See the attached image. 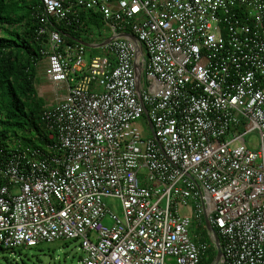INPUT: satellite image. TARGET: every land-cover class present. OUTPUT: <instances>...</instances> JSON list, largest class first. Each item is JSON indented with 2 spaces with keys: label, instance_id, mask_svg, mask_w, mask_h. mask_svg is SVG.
<instances>
[{
  "label": "built area",
  "instance_id": "built-area-1",
  "mask_svg": "<svg viewBox=\"0 0 264 264\" xmlns=\"http://www.w3.org/2000/svg\"><path fill=\"white\" fill-rule=\"evenodd\" d=\"M83 11L114 36L101 54L56 29ZM37 18L52 142L0 146V254L62 239L81 264H200L205 214L217 264H264V0H41Z\"/></svg>",
  "mask_w": 264,
  "mask_h": 264
},
{
  "label": "trees",
  "instance_id": "trees-1",
  "mask_svg": "<svg viewBox=\"0 0 264 264\" xmlns=\"http://www.w3.org/2000/svg\"><path fill=\"white\" fill-rule=\"evenodd\" d=\"M41 0H0V146L44 147L52 140L41 119L46 100L36 89V67L42 59L45 38L37 35V13ZM81 24L56 25L66 42L82 39L81 28L88 30L103 23L100 14L81 12ZM108 37V36H107ZM106 39L103 38L100 41ZM205 236V232H203ZM210 250L200 264L215 257Z\"/></svg>",
  "mask_w": 264,
  "mask_h": 264
},
{
  "label": "rangeland",
  "instance_id": "rangeland-1",
  "mask_svg": "<svg viewBox=\"0 0 264 264\" xmlns=\"http://www.w3.org/2000/svg\"><path fill=\"white\" fill-rule=\"evenodd\" d=\"M109 36V35H108ZM92 54H101L102 49L100 48H90ZM89 52V51H88ZM39 66L36 67V81L39 82ZM50 90L52 88L46 87L42 91H37L38 95L49 101H56V95ZM58 97L63 93V91H58ZM134 126L140 128L143 135H148L146 131V123L142 119L139 122H135ZM249 142L254 145L257 141V134L251 133L248 135ZM145 170H143L144 172ZM104 202L111 209L117 210L119 207V201L117 199L105 198ZM191 208L181 207L179 209L180 215L191 216ZM200 230H204L203 226ZM94 233H91V239H94ZM80 245L77 240H54L52 242H44L35 246H21L15 248L12 251H7L5 255L0 254V264H81L80 258L82 257V252L79 249ZM167 264H175V259L171 257L166 259ZM211 264V263H210Z\"/></svg>",
  "mask_w": 264,
  "mask_h": 264
},
{
  "label": "water",
  "instance_id": "water-1",
  "mask_svg": "<svg viewBox=\"0 0 264 264\" xmlns=\"http://www.w3.org/2000/svg\"><path fill=\"white\" fill-rule=\"evenodd\" d=\"M118 36L127 38L129 40H131L133 42V44L135 45L136 48V55L134 58V66L136 69V84H137V90L139 91L140 88V83H141V72H142V68H141V58H143V52H142V46L141 43L138 41L137 37L131 33L128 32H121L120 34H118ZM114 38L113 35H111L110 37L106 38L104 41L100 42L97 46L98 47H102L104 46L106 43L110 42L112 39ZM75 41L83 44L84 46H89V44L85 41H82L80 39H74ZM144 115L147 118L148 124L150 125V120L148 119L147 113L144 110ZM204 222H205V228L206 231L212 234L213 237V242H214V246L216 249V254L214 257V260L211 262V264H217L221 255H222V250H221V244H220V238L217 234V232L213 229V227L210 225L207 215L204 214Z\"/></svg>",
  "mask_w": 264,
  "mask_h": 264
},
{
  "label": "crops",
  "instance_id": "crops-1",
  "mask_svg": "<svg viewBox=\"0 0 264 264\" xmlns=\"http://www.w3.org/2000/svg\"><path fill=\"white\" fill-rule=\"evenodd\" d=\"M80 31H83L81 33V38L82 39H80V40L85 41V42H87L89 44V46H86V51H87L86 55L87 56L88 55H94V54H92L90 52V50H89L90 48H100V49H102V52H103V47H98L97 45L100 42L105 40L104 39V40L100 41L101 39H103L105 37L107 38V36L109 35V31H110L108 29V27H106V25L104 23H101L99 25V27H96V28L92 27V28H90L88 30H85L84 28H81ZM108 37H110V35ZM38 66H39L38 68H39V75H40V79L39 80L40 81L39 82L36 81V89L40 93V91H42L43 88H45V86L46 87H50V88H52V87H51V84L49 83V81L47 80V78L45 77L43 61H39ZM50 91L53 92L52 90H50ZM50 102H52V101H49L47 103H50ZM200 235H203V233L200 232ZM210 244H211V242L209 243V245ZM211 245L215 248L214 244H211ZM215 251H216V249H215Z\"/></svg>",
  "mask_w": 264,
  "mask_h": 264
},
{
  "label": "clouds",
  "instance_id": "clouds-1",
  "mask_svg": "<svg viewBox=\"0 0 264 264\" xmlns=\"http://www.w3.org/2000/svg\"><path fill=\"white\" fill-rule=\"evenodd\" d=\"M129 33V32H128ZM108 38V37H107ZM77 42V41H76ZM103 47V46H102ZM142 52H143V49H142ZM42 60V59H41ZM40 60V61H41ZM211 225V224H210ZM212 226V225H211ZM213 227V226H212ZM203 228H205V222H204V226H203ZM206 229V228H205ZM216 232H217V230L215 229V228H213ZM200 232L201 233H203L204 232V230H200ZM205 236L204 235H202L205 239H207V241L208 242H210L211 241V239H212V241H213V237H211L212 236V234L211 233H209V232H207L206 230H205ZM218 234V233H217ZM219 236V235H218ZM220 238V237H219ZM211 241V242H212ZM212 244V243H211ZM213 244H214V242H213Z\"/></svg>",
  "mask_w": 264,
  "mask_h": 264
}]
</instances>
